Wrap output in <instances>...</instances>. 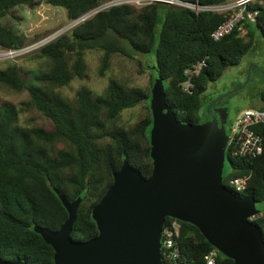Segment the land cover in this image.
I'll list each match as a JSON object with an SVG mask.
<instances>
[{"label": "trees", "instance_id": "obj_1", "mask_svg": "<svg viewBox=\"0 0 264 264\" xmlns=\"http://www.w3.org/2000/svg\"><path fill=\"white\" fill-rule=\"evenodd\" d=\"M102 1L44 0L52 7L63 8L71 21ZM183 1L208 5L226 0ZM39 4V0H0V49H16L29 43V36L16 30L12 20L19 18L17 7L33 9ZM254 6L259 12L254 22L245 21L246 35L234 30L213 40L210 33L224 20L222 14L195 13L157 1L141 6L118 4L98 11L27 53L48 63L47 69L34 73L31 80L17 62L6 60L0 68V87L12 92L26 90L28 98L18 105L0 99L1 258L21 259L27 264L53 263L52 246L33 227L56 230L66 220L67 210L54 188L69 200L81 197L71 236L87 240L98 233L91 210L112 184L113 174L123 160L127 159L143 176L151 174L150 88L110 78L100 94L86 85L76 89L73 99L58 91L73 79L85 77L87 51L101 53L100 75L108 70L113 54L133 57L153 51L166 103L178 120L195 124L199 122L200 95L208 83L220 78L226 67L241 62L253 45L255 31L264 37V0ZM201 60L205 65L191 78L190 90H184L185 70ZM153 81L152 77L151 87ZM260 94L264 101V91ZM138 105L143 107L140 117L132 124L122 121V112ZM26 111L38 112L49 120L50 127L20 125L19 114ZM256 129L264 141V127ZM226 155L230 167L223 170V184L232 190L230 178L250 173L246 189L236 194L264 201V142L263 152L256 157L236 156L228 150ZM259 210L264 212V206ZM169 219L174 218L166 217L165 221ZM177 221L182 251L190 264H203V256L213 246L195 225ZM255 224L264 239V219ZM216 264L234 262L217 253Z\"/></svg>", "mask_w": 264, "mask_h": 264}, {"label": "water", "instance_id": "obj_2", "mask_svg": "<svg viewBox=\"0 0 264 264\" xmlns=\"http://www.w3.org/2000/svg\"><path fill=\"white\" fill-rule=\"evenodd\" d=\"M149 108L151 174L145 177L123 160L91 210L96 236L72 238L81 197L69 200L54 188L67 210L66 220L56 230L33 227L52 246V264H161L160 236L166 217L195 225L234 264H264V239L248 219L259 211L257 201L223 184L227 108H215L204 122H182L166 103L164 82L158 75ZM0 264L27 263L0 256Z\"/></svg>", "mask_w": 264, "mask_h": 264}, {"label": "rangeland", "instance_id": "obj_3", "mask_svg": "<svg viewBox=\"0 0 264 264\" xmlns=\"http://www.w3.org/2000/svg\"><path fill=\"white\" fill-rule=\"evenodd\" d=\"M110 0H103L109 2ZM33 9L19 6L16 9L18 19L12 23L16 30L29 36L27 44L42 40L47 36H59L72 22L68 20L63 8L52 7L44 0ZM131 4L140 6L137 1ZM155 49V48H154ZM34 52V50H33ZM31 54V53H30ZM86 74L83 79H73L67 85L58 88V91L66 98L73 99L76 89L86 85L95 94L103 92L110 78L116 79L122 84L137 85L151 90V81L156 78L154 52L134 55L129 57L122 54H113L108 70L104 75L99 74L101 53L99 51H87ZM6 61V60H5ZM0 60V68L5 65ZM26 73L27 79L31 80L34 73L47 69L48 63L29 54H25L16 61ZM151 67V68H149ZM264 91V37L255 31L252 47L242 57L239 64L228 66L224 69L220 78L208 83L206 90L200 95L201 107L199 110V122L208 120L209 115L218 104L227 108L226 129L235 119L239 110L249 107H264V102H258L257 96ZM28 98L27 91L12 92L0 87V99L19 104ZM150 100V99H149ZM148 100V101H149ZM142 105L126 109L122 112V121L132 124L143 113ZM206 119V120H205ZM18 123L26 126L35 123L50 127L49 120L36 111H26L19 114ZM229 161H226L224 172L229 169ZM264 201L257 202L256 207L261 209Z\"/></svg>", "mask_w": 264, "mask_h": 264}, {"label": "built area", "instance_id": "obj_4", "mask_svg": "<svg viewBox=\"0 0 264 264\" xmlns=\"http://www.w3.org/2000/svg\"><path fill=\"white\" fill-rule=\"evenodd\" d=\"M134 1L142 3V5L156 1L166 2L175 7L190 9L195 13L212 12L222 14L225 17L224 20L210 33L213 40H219L234 30H237L240 35H246L248 28L245 23L256 20L259 8L255 7L254 4L260 0H226L222 3L208 5L200 4L197 1L183 0H110L91 8L77 19L72 20L67 29L73 28L100 10L118 4H131ZM55 38L56 36H47L40 41L26 44L16 49H0V60L16 62L23 55L38 49ZM204 65L205 60H201L194 67L185 70L187 79L182 83L184 90H190L193 86L191 78ZM229 126L226 152L228 150L232 155L250 158L256 157L263 152V136L256 129L257 127H264L263 108L242 109ZM249 178L250 173L230 178L228 184L232 189L231 191L234 193L243 192L247 187ZM248 219L255 223L259 219H264V212L259 210ZM180 235V224L176 219H169L164 222L160 236L161 264H190L188 256L182 251ZM217 253L215 248L208 251L203 256V264H216Z\"/></svg>", "mask_w": 264, "mask_h": 264}, {"label": "crops", "instance_id": "obj_5", "mask_svg": "<svg viewBox=\"0 0 264 264\" xmlns=\"http://www.w3.org/2000/svg\"><path fill=\"white\" fill-rule=\"evenodd\" d=\"M260 95H261V94H259V95L257 96V98H258L257 101H258V102H264ZM249 108H256V107H249ZM259 108H263V109H264V107H259Z\"/></svg>", "mask_w": 264, "mask_h": 264}, {"label": "flooded vegetation", "instance_id": "obj_6", "mask_svg": "<svg viewBox=\"0 0 264 264\" xmlns=\"http://www.w3.org/2000/svg\"><path fill=\"white\" fill-rule=\"evenodd\" d=\"M217 108H219V107H225L223 104H218L217 106H216ZM213 114H211L210 116H212ZM210 119V118H209Z\"/></svg>", "mask_w": 264, "mask_h": 264}]
</instances>
